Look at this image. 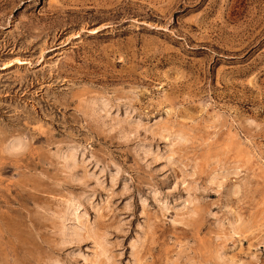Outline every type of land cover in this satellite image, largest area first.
<instances>
[{
	"label": "rangeland",
	"instance_id": "374dc122",
	"mask_svg": "<svg viewBox=\"0 0 264 264\" xmlns=\"http://www.w3.org/2000/svg\"><path fill=\"white\" fill-rule=\"evenodd\" d=\"M0 264H264V0H0Z\"/></svg>",
	"mask_w": 264,
	"mask_h": 264
},
{
	"label": "bare ground",
	"instance_id": "6f19581e",
	"mask_svg": "<svg viewBox=\"0 0 264 264\" xmlns=\"http://www.w3.org/2000/svg\"><path fill=\"white\" fill-rule=\"evenodd\" d=\"M17 144V143H16ZM16 146V145H15ZM15 151V150H14ZM70 158V157H69ZM72 160V159H71ZM67 162V161H66ZM71 162V161H70ZM68 163V162H67ZM73 163V162H72ZM67 207V206H66ZM71 207H72V205H71ZM70 208V207H69ZM65 209V208H64ZM77 209H78V207H74V209H72L73 211H74V218H75V220L77 219V216H76V211H77ZM71 210V211H72ZM67 211V210H66ZM73 211H72V214H73ZM67 214V213H66ZM67 217V216H66ZM73 219V218H72ZM60 222V221H59ZM67 232V231H66ZM78 232V231H77ZM68 236V235H67ZM73 238V237H72ZM100 244V243H99ZM102 244V243H101ZM102 245H100V247H101ZM101 249V248H100Z\"/></svg>",
	"mask_w": 264,
	"mask_h": 264
}]
</instances>
